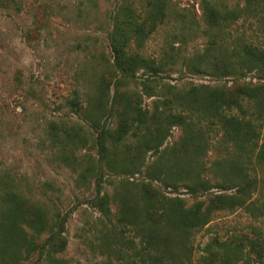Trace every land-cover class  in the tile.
I'll return each instance as SVG.
<instances>
[{
	"label": "trees",
	"instance_id": "obj_1",
	"mask_svg": "<svg viewBox=\"0 0 264 264\" xmlns=\"http://www.w3.org/2000/svg\"><path fill=\"white\" fill-rule=\"evenodd\" d=\"M170 2L120 0L108 32L111 60L103 55L89 95L81 100L74 88L67 99L92 132L87 137L73 129L68 142L87 140L96 150L78 174L81 180L91 176L95 186L87 202L100 213L99 240L123 264H264V236L254 225L225 238L210 235L193 259L194 233L217 212L241 208L264 216V45L238 42L230 56H199L213 74L230 76V84L143 93L137 82L169 68L165 58L156 60L141 48L172 15ZM201 8L205 22L221 30L243 12L264 10V0H244L225 11L205 0ZM249 74L263 80L246 81ZM144 94L158 96L151 108L142 105ZM173 127L181 134L164 145ZM147 153L155 157L146 161ZM109 172L127 177L102 191ZM135 174L141 179H129ZM179 187L196 199L189 204L165 192ZM68 216L15 185L0 187V264H63L58 254L67 246Z\"/></svg>",
	"mask_w": 264,
	"mask_h": 264
},
{
	"label": "rangeland",
	"instance_id": "obj_2",
	"mask_svg": "<svg viewBox=\"0 0 264 264\" xmlns=\"http://www.w3.org/2000/svg\"><path fill=\"white\" fill-rule=\"evenodd\" d=\"M119 1L14 0L5 5L0 0V187L15 185L27 197L69 214L67 246L58 254L63 264H123L99 240L100 213L87 202L95 186L91 176L81 180L78 174L88 164L87 155L94 157L96 150L87 140L75 146L68 142L73 129L87 137L92 132L67 104L74 88L80 90L81 100L89 95L105 63L103 55L111 60L108 32ZM203 1L171 0L172 15L141 48L144 55L165 58L169 68L151 75L145 84L137 82L139 91L160 95L192 84H230V76L213 74L199 56L205 60L230 56L238 42L264 45V10L243 12L219 30L205 22ZM208 1L221 11L244 5V0ZM189 62L200 68L188 66ZM245 79L263 80L252 74ZM157 97L144 94L142 105L151 108ZM180 134V128L173 127L164 145L172 144ZM154 157L147 153L145 160ZM104 177L102 191L111 192L127 176L109 172ZM141 177L135 174L129 179ZM185 191L182 187L165 189L190 204L196 198ZM249 225L264 236V216L254 218L241 208L217 212L209 225L194 233L193 259L210 235L225 238L249 231Z\"/></svg>",
	"mask_w": 264,
	"mask_h": 264
}]
</instances>
